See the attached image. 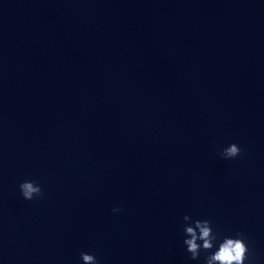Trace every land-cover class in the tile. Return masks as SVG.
Instances as JSON below:
<instances>
[{"label": "water", "instance_id": "obj_1", "mask_svg": "<svg viewBox=\"0 0 264 264\" xmlns=\"http://www.w3.org/2000/svg\"><path fill=\"white\" fill-rule=\"evenodd\" d=\"M185 215L264 264V0H0V264H203Z\"/></svg>", "mask_w": 264, "mask_h": 264}, {"label": "clouds", "instance_id": "obj_2", "mask_svg": "<svg viewBox=\"0 0 264 264\" xmlns=\"http://www.w3.org/2000/svg\"><path fill=\"white\" fill-rule=\"evenodd\" d=\"M219 155L223 160H235L243 152L237 144L232 143L223 148ZM19 192L25 201H33L44 195L39 183L30 180L19 184ZM119 211V208L112 209L113 213ZM183 221V246L188 259L197 261L203 256V264H255V254L250 251L244 233L220 237L208 220H193L185 215ZM80 260L82 264H99L94 255L84 252L80 253Z\"/></svg>", "mask_w": 264, "mask_h": 264}]
</instances>
